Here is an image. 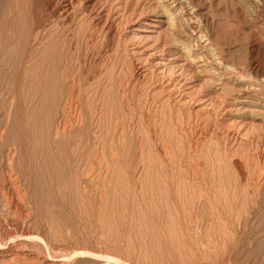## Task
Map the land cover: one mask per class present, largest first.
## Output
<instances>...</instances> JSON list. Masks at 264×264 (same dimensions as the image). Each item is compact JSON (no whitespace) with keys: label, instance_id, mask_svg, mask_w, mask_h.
Here are the masks:
<instances>
[{"label":"rangeland","instance_id":"1","mask_svg":"<svg viewBox=\"0 0 264 264\" xmlns=\"http://www.w3.org/2000/svg\"><path fill=\"white\" fill-rule=\"evenodd\" d=\"M58 1L18 0L21 7H19V15L23 12V15L25 14L20 16L23 19H20L21 23L24 22L23 26L25 25L23 29L24 35H26L22 39L23 43L20 44L21 55L33 54L30 57L36 59L35 56L39 57L43 53H45L43 56H46L49 52L48 55L53 59L51 65H47L51 60L47 55L43 62L42 66H48V69L45 68L43 72L45 74L51 70L52 72L48 73L50 75L47 74L48 77L43 72L39 73L38 76H41L42 84L44 81V87L40 88L41 90L37 87V83H34L33 87L32 82H27L31 77L25 73L16 72V74L11 71L12 74H8L12 66L9 67L5 58L2 60L4 57L2 49L5 42H0V88L3 86L0 89L2 107L0 117L4 120V117L9 116L7 120H4V122L6 121L5 125L7 124L8 139L16 140L18 144L21 142L19 146L22 144V148L19 147L20 150L16 153L17 162H21V165L26 168L32 160L28 167V173L30 179L35 178H32L35 182L31 181L35 185L39 181L37 187L39 184L41 187L45 183L48 173H51L49 175L53 179L56 176L59 177L58 174H60V179L56 178L59 180L56 185L61 181V188L59 191L57 190L59 196L66 200V205L69 202L68 206H73L67 212L65 210L69 208L63 211L64 218L68 219L67 215L70 214V217H74V219L71 217V222L63 218L65 222L67 221L66 224L69 225L72 232L71 229L62 228L63 231L57 232L58 235H55L56 241H54L65 246L64 248L67 247L66 245L76 246L78 242V245L81 243L93 245L96 242L94 245H98L97 248L113 255H119L121 258L123 256L124 260L128 259L134 264H180L179 262H183L184 258L187 260V255L192 256L188 258V264L193 260L196 264L198 262H201L198 264H264L262 259L264 256L262 254L264 252V103L257 99V95H254L248 82L239 81V74L233 71H227L222 78L218 79L199 66L193 55L197 49L191 41L190 31L178 21L177 17L176 19L168 18L158 6L157 0H72L73 3H68V0ZM191 1L196 6L198 17H201L200 19L211 37L218 44L219 50L230 63H235L236 69L251 59L264 64V23L261 17L255 20L250 18V15L245 12L244 3L240 2L239 5L237 0ZM87 5H90L88 6L90 8ZM37 9L39 10L37 11ZM40 15L44 17L42 18ZM103 18L104 20H102ZM34 20L41 27L36 26L37 31L32 29ZM34 32L40 36H37L38 39L36 38L38 41L35 39L36 35L33 38ZM61 36V39L66 42H61ZM28 40L30 44L27 42ZM38 42L41 43L38 44L39 46ZM57 44L64 45L63 49L56 47ZM40 45L45 48L51 46V48L50 50H47L48 47L43 49ZM52 46L56 51L54 48L52 49ZM33 48L37 49L33 50ZM40 49L47 52L44 51L41 54L39 53ZM35 52L36 55H34ZM59 59L62 61L60 62ZM68 59H71L68 62L71 63V66L67 63ZM4 62L5 64H3ZM1 65L2 67L4 65L3 73ZM60 65L62 68L65 66V69L67 67L68 73L71 69L70 74L75 73L76 75H67L65 69L63 68V71ZM7 68L9 69L7 70ZM59 68L62 69L61 77L64 78L67 75V78L62 80L59 77L60 74L57 73ZM42 69L44 70L43 67ZM5 70L8 72L6 73ZM4 73L5 75H3ZM20 74L25 75H22L23 79L20 78ZM78 74L80 75L78 76ZM7 76L8 79H6ZM75 76L78 81L81 78L79 83L76 82ZM9 77H12V80ZM42 77L45 80H42ZM60 79L61 83H59ZM4 80L6 81L4 82ZM20 80L22 87L18 84ZM49 80V85L52 83L49 87L54 85L61 91H65L72 86L74 93L79 95L78 97L74 95L76 103L73 112L77 116L76 122L78 123L75 122V127L77 126L76 128L79 129L76 134L78 138L76 135V137L73 136L74 139L70 142L72 148L69 147L70 144L65 143L60 144L59 147L53 145L49 152L50 154L52 152L51 155L54 158L56 156L53 162L52 160L50 162L49 158L43 157L48 152L42 151L43 145L50 137L52 123L55 124L62 115L59 114L62 107L60 108L56 103L57 107L55 108V104L53 105L47 96L48 91H45V86L49 88L46 84ZM11 81L14 82L10 89L7 84H10ZM67 82H69L68 85ZM17 87H21L23 91L21 90V92V88H18L16 92L15 88ZM26 87L31 88L28 90L29 88ZM7 88H9V92ZM26 89L28 92L25 91ZM32 91H34L33 95ZM41 92L43 94L46 92L47 97L45 95L44 97L48 101L43 98ZM258 92L264 94V86ZM37 93L41 94V99ZM42 99L43 101H41ZM43 105L47 107L46 111ZM39 106H42L43 111ZM47 110L50 117L46 116L48 115L46 114ZM89 116L91 118H88ZM39 117L41 121H38ZM2 118L0 121L3 124ZM14 119L19 121L17 122L18 126L16 121H13ZM30 122L35 124L34 127ZM24 125L32 126L33 129L31 128L30 131V128L28 126L26 128ZM43 129L47 131V134ZM26 130L31 132L30 135ZM38 130L41 132L39 133ZM24 132H27L26 135ZM74 140L80 149L75 146ZM72 151L74 152L72 153ZM82 151L85 153L83 154ZM31 152V156H28ZM49 153L47 155H50ZM95 153L96 155H94ZM33 156L35 161H33ZM75 156L79 160L76 161ZM94 156L101 158L100 162H98L99 158ZM60 158L62 160H59ZM54 160L58 163L56 164ZM36 163L38 170L34 167ZM39 163L47 168V172ZM50 164H55L56 168L57 165L62 167V169L59 168L60 171L54 167L57 175L52 173L54 172L53 166ZM86 168L88 170H85ZM90 168H93L92 172L89 171ZM6 169L2 173H5ZM34 169L37 170L36 174L41 177L42 181L32 174L35 172ZM73 173L76 174V178ZM90 178L92 181L94 179L93 186ZM56 179L54 180L56 181ZM74 182H76V186ZM257 183L258 185H256ZM196 184L198 185L195 186ZM89 186L94 190L91 188L93 190L91 191ZM7 187H5L6 194L10 195H7L10 197L7 200H11L16 196L12 194V189ZM72 187H79L82 191ZM24 189L28 193L31 188L25 187ZM73 189L75 192L70 191ZM76 189L81 193L80 197L77 195ZM197 190L199 194L202 193L203 198L197 196ZM98 191L100 192L98 193ZM72 192L75 194V198ZM83 192L85 193L83 194ZM81 196L84 200L78 199ZM1 197L0 195L2 200H0V208L3 210H0V215L2 214L4 218L2 215L0 216V231H7L10 226L7 225L4 200ZM159 197L160 199H158ZM73 203L80 207L77 208V205ZM81 206L87 208L82 209ZM72 209L75 210L74 213ZM77 209L80 214L76 211ZM76 216L80 221L75 218ZM73 223H76L78 228ZM44 229L47 230L46 227ZM46 230L44 232L41 228L38 231L45 239L49 235L48 241L52 236H50L51 232ZM100 232L102 233L100 234ZM67 234H73L74 238L73 235H68L67 238ZM93 241L95 242L93 243ZM190 253L194 254L190 255ZM181 255L183 259H181ZM260 257L262 261L259 259Z\"/></svg>","mask_w":264,"mask_h":264},{"label":"bare ground","instance_id":"2","mask_svg":"<svg viewBox=\"0 0 264 264\" xmlns=\"http://www.w3.org/2000/svg\"><path fill=\"white\" fill-rule=\"evenodd\" d=\"M72 0H68V3H70ZM75 1V0H74ZM80 1V0H79ZM158 2H159V5L158 6H160V8L162 9V11H164V13H165V15L168 17V18H175L176 19V17L178 18V21H180V23H182V25H184V26H186V28L190 31V33H191V41L193 42V44L195 45V47H196V49H197V52H194V58H195V60L197 61V63L199 64V66H201V67H203V69L204 70H206V71H208V72H210L211 74H213V76L215 75V77L216 78H218V79H220V78H222L223 76H224V74L227 72V71H233V72H236V73H238L239 74V81L240 80H244V81H246V82H248V86L251 88V90H252V92L254 93V95L256 94L257 95V99L258 100H260V102L262 101L263 103H264V94H263V92H258V90L259 91H261L262 90V88H263V86H264V64H261L258 60H250L249 62H247V63H243L244 65L242 66V65H240L241 66V68H240V66H238L239 67V69L237 70L236 69V66L233 64V63H230L229 61H228V59H226V57L223 55V53L221 52V50H219V47H218V44L216 43V41H214L213 40V38L211 37V35H210V33L208 32V30L206 29V27H205V25L203 24V22H202V20L198 17V15H197V13H196V9H195V5H194V3L191 1V0H157ZM237 1H239L238 2V4L240 5V2L241 3H244V7H245V12L246 13H248L249 15H250V18L252 17L254 20L255 19H258V18H262L263 19V23H264V0H237ZM236 1V2H237ZM33 2V1H32ZM56 2H59L58 0H56ZM67 2V1H66ZM52 3V2H51ZM64 3V2H63ZM71 3H73V2H71ZM74 3H76V2H74ZM22 4V3H21ZM20 4V5H21ZM24 4V3H23ZM81 4V3H80ZM85 4V3H84ZM95 4V3H94ZM56 5V4H55ZM90 5H91V2H90ZM90 5H87V7L88 6H90ZM243 5V4H242ZM241 5V6H242ZM36 6V5H35ZM58 6V5H57ZM69 6V5H68ZM20 6H19V2H18V0H0V42H5L4 43V47H3V49H2V52H3V54H4V57H3V59L2 60H4V58H5V62H8L9 64V67H10V65L12 66V68L9 70V73L8 74H12V72H22V73H25V75L27 74L29 77H31V78H28V80L30 79V81H27L28 83L29 82H32L31 83V85L34 87V83H37L36 85H37V87L40 89V88H43L44 86H43V84H44V81H43V84H42V82H41V76L39 77L38 75H40L39 73L41 72H43V71H45V68H46V70L48 69L47 67V65H49L50 63H51V61L53 60V59H51L52 57H50L49 55H48V53L49 52H47L46 50H41L40 49V51L41 52H39V53H43L44 51H46L47 52V54H46V56L48 55L49 57H50V61H49V63L46 65V67H44V66H42L43 65V62L45 61V57L46 56H43V54L45 55V53H43L42 55H40L39 57H37V56H35L36 57V59L34 60L33 59V57H30V55H33V54H30V52H29V54L30 55H28V56H26V55H21L22 54V52H21V47H20V44H21V42H22V39L24 38V36L26 37V35H24L25 33H24V29H23V27H25V25L23 26V23H21L22 21H20V19H22L20 16L22 15V16H24L23 15V13L21 14V15H19V9L21 8H19ZM38 7V6H37ZM60 7V6H59ZM84 7V6H83ZM243 7V6H242ZM67 8H69V7H67ZM88 8H90V7H88ZM93 8V7H92ZM36 9V8H35ZM59 9V8H58ZM61 9H63L62 7H61ZM70 9V8H69ZM74 9V8H73ZM72 9V10H73ZM95 9V8H94ZM243 9V8H242ZM23 10V9H22ZM39 9H37V11H38ZM57 9L55 8V11H56ZM65 10V9H64ZM71 10V9H70ZM54 11V10H53ZM60 11V10H59ZM91 11V10H90ZM22 12V11H21ZM48 12V11H47ZM67 12V11H66ZM82 12V11H81ZM60 13V12H59ZM65 13V12H64ZM66 14V13H65ZM83 14V13H82ZM86 14H88V13H86ZM31 15V14H30ZM50 15H51V13H50ZM63 16V15H62ZM85 16V15H84ZM40 17H42V15H40ZM44 17V16H43ZM42 17V18H43ZM51 17V16H50ZM76 17V16H75ZM88 17V16H87ZM72 18V17H71ZM79 18V17H78ZM89 18H91V17H89ZM105 18V17H104ZM104 18L102 19V20H104ZM28 19V18H27ZM52 19V18H51ZM83 19V18H82ZM98 19V18H97ZM106 19V18H105ZM23 20V19H22ZM38 20V19H37ZM47 20V19H46ZM28 21V20H27ZM35 21V20H34ZM33 22V21H32ZM81 22V21H80ZM79 22V23H80ZM104 22V21H103ZM103 22H101V23H103ZM258 22V21H257ZM67 23V22H66ZM78 23V24H79ZM42 24V23H41ZM82 24H83V22H82ZM81 24V25H82ZM91 24V23H90ZM40 25V24H39ZM65 25V24H64ZM100 25V24H99ZM36 26H38V23H37V21H35V23L33 24V26H32V29L34 28V29H36V31H37V29L38 28H36ZM41 26H43V25H41ZM54 26V25H53ZM263 26H264V24H263ZM38 27H40V26H38ZM82 27V26H81ZM84 27H85V24H84ZM91 27V26H90ZM95 27V26H94ZM41 28V27H40ZM52 28V27H51ZM83 28V27H82ZM86 28V27H85ZM100 28V27H99ZM263 28V27H262ZM33 29V30H34ZM48 29V28H47ZM62 29V28H61ZM69 29H71V28H69ZM94 29V28H93ZM33 30H32V32H33ZM44 30H45V28H44ZM72 30V29H71ZM35 31V30H34ZM86 32H87V30H86ZM89 32V31H88ZM97 32V31H96ZM29 33V32H28ZM27 33V34H28ZM31 33V32H30ZM41 33H43V32H41ZM99 33V32H98ZM91 34V33H90ZM33 35V34H32ZM35 35H36V33L34 32V35H33V38L35 37ZM47 35V34H46ZM37 36H39V35H36V37H35V39L37 38H39V37H37ZM64 36V35H63ZM82 36V35H81ZM54 37H56V36H54ZM53 37V38H54ZM32 38V39H33ZM41 38H43V37H41ZM45 38V37H44ZM62 38V36L60 37V39ZM65 38V37H64ZM36 39V40H37ZM41 40V39H40ZM56 40V39H55ZM62 40V39H61ZM82 41H83V39H81ZM102 40V39H101ZM25 41V40H24ZM33 41H34V39H33ZM33 41H31V42H33ZM38 41V40H37ZM52 41H53V39H52ZM58 41V40H57ZM65 40H62L61 42H64ZM72 41H74V40H72ZM81 41V42H82ZM95 41V40H94ZM103 41V40H102ZM108 41V40H107ZM15 42V43H14ZM27 42H29V40L27 41ZM42 42V41H41ZM44 42V41H43ZM66 42V41H65ZM255 42V41H254ZM23 43V42H22ZM26 43V42H25ZM36 43V42H35ZM49 43V42H48ZM57 43V42H56ZM59 43V42H58ZM29 44H30V42H29ZM38 44H41V43H37V45ZM45 44V43H44ZM44 44H42V45H44ZM50 44V43H49ZM101 44V43H100ZM55 45V44H54ZM53 45V46H54ZM75 45V44H74ZM73 45V46H74ZM22 46V45H21ZM32 46H34V45H32ZM39 46V45H38ZM41 46V45H40ZM52 46V49L54 48V51H56L55 50V47H53ZM64 46V45H63ZM62 45L61 46H59L58 44H57V46L56 47H63ZM66 46V45H65ZM101 46V45H100ZM42 47V46H41ZM48 46H46V48H47ZM23 48V47H22ZM39 48V47H38ZM43 49H46L44 46L42 47ZM49 48V49H48ZM47 48V50H50V48H51V46L50 47H48ZM60 48V49H61ZM75 48V47H74ZM24 49V48H23ZM35 48H33V50H34ZM37 49V48H36ZM35 49V50H36ZM63 49V48H62ZM61 49V50H62ZM65 49V48H64ZM68 49V48H67ZM27 50V49H26ZM32 50V49H31ZM70 50V49H69ZM79 50V49H78ZM23 51V50H22ZM30 51V50H29ZM52 51V50H51ZM66 51V50H65ZM75 51V50H74ZM28 52V51H27ZM32 52H34V51H32ZM60 52V51H59ZM58 52V53H59ZM64 52V51H63ZM70 52V51H69ZM37 53H38V51H37ZM71 53V52H70ZM83 53V52H82ZM86 53V52H85ZM61 54V53H60ZM63 54V53H62ZM61 54V55H62ZM67 54H68V52H67ZM72 54V53H71ZM70 54V55H71ZM34 55H36V52H35V54ZM64 55H65V53H64ZM2 56V55H1ZM53 56V55H52ZM59 56V55H58ZM82 57V56H81ZM55 58V57H54ZM61 58V57H60ZM1 59V58H0ZM86 59V58H85ZM46 60H47V58H46ZM48 60H49V58H48ZM71 60V59H70ZM69 59L67 60V63L70 61ZM82 60V59H81ZM56 61H57V59H56ZM59 61H60V59H59ZM62 61V60H61ZM60 61V62H61ZM75 61V60H74ZM73 61V62H74ZM83 61V60H82ZM82 61H81V63H82ZM5 62L3 63V64H5ZM47 62V61H46ZM45 62V63H46ZM53 62V61H52ZM64 62H66L65 61V59H64ZM78 62V61H77ZM1 63H2V61H1ZM69 64V63H68ZM71 64V63H70ZM69 64V65H70ZM80 64V63H79ZM51 65V64H50ZM67 67H69L67 64H65ZM44 68V70L42 69V67ZM54 66H56V65H54ZM61 66V65H60ZM71 66V65H70ZM79 66V65H78ZM82 66V65H81ZM1 67H2V65H1ZM3 67H4V65H3ZM1 68V70L2 69H4V68ZM8 67V66H7ZM65 66H63V68H64ZM67 67H66V69H65V71L67 70ZM73 67V66H72ZM71 67V68H72ZM50 68H51V66H50ZM54 69H55V67H53ZM60 68H62V66L60 67ZM60 68H59V71H57V73L59 72V74H60V76H59V74H58V76L60 77V78H62L61 76V70L63 69H61L60 70ZM83 68V67H82ZM81 68V69H82ZM89 68V67H88ZM247 68V69H246ZM9 68H7V70H8ZM64 69H63V71H64ZM69 69V68H68ZM76 69V68H75ZM74 69V70H75ZM80 69V70H81ZM246 69V70H245ZM29 70H31V71H29ZM244 70V71H243ZM12 71V72H11ZM49 71V70H48ZM62 71V72H63ZM68 71V70H67ZM66 71V72H67ZM70 71V73H71V69L69 70ZM1 72V71H0ZM5 72L7 73L8 71H6L5 70ZM31 72V73H30ZM52 72V70L50 71V72H48V73H51ZM78 72V71H77ZM82 72H83V70H82ZM2 73H3V70H2ZM44 74H45V72H43ZM47 73V74H48ZM54 73H55V70H54ZM70 73H68L67 72V75L69 74V75H71V76H73L74 74H70ZM14 74V73H13ZM17 74V73H16ZM19 74V73H18ZM47 74H45V75H47ZM3 75H5V73L3 74ZM3 75H2V77H3ZM21 75V74H20ZM22 75H24V74H22ZM22 75H21V77L20 78H22ZM24 75V76H25ZM48 75H50V74H48ZM48 75L46 76V77H48ZM57 75V74H56ZM67 75H66V77H64V78H67ZM76 75V74H75ZM80 74H78V76H79ZM1 76V75H0ZM57 76V77H58ZM64 76H65V74H64ZM54 77H55V75H54ZM69 77V76H68ZM77 76H75V79H76V82L78 81L77 80V78H76ZM1 78V77H0ZM12 78V77H11ZM10 77H9V79H11ZM19 78V77H18ZM43 78V77H42ZM64 78H62V80L64 79ZM71 78V77H70ZM74 78V77H73ZM72 78V79H73ZM80 78V77H79ZM3 79V78H2ZM6 79H8V76H7V78ZM23 79V78H22ZM21 79V80H22ZM26 79H27V76H26ZM75 79H74V82H75ZM12 80V79H11ZM21 80H20V83L18 82V84H20L21 85ZM24 80H25V78H24ZM42 80H45L44 78L42 79ZM47 80V79H46ZM67 80V79H66ZM69 80V79H68ZM67 80V81H68ZM80 80H81V78H80ZM79 80V81H80ZM1 81V80H0ZM3 81V80H2ZM6 80H4V82H5ZM9 81V80H8ZM8 81H7V83H8ZM16 81V80H15ZM23 81V80H22ZM70 81V80H69ZM79 81H78V83H79ZM14 81H11V82H9L10 84H7V85H9V88L11 89V85H12V83H13ZM48 82H50V80L49 81H47V83L46 84H48V87L50 86V85H52V83L49 85V83ZM72 82V81H71ZM3 83V82H2ZM59 83H61V79H60V82ZM68 83L69 82H67L66 84L68 85ZM4 84V83H3ZM2 84V85H3ZM22 84H24L23 82H22ZM26 84V83H25ZM45 84V85H46ZM74 84H76V83H74ZM26 85H28V84H26ZM30 85V84H29ZM30 85V86H31ZM62 85V84H61ZM63 85H64V83H63ZM67 85H66V87H67ZM73 85V84H72ZM17 86V85H16ZM70 86V85H69ZM77 86V85H76ZM8 87V86H7ZM21 87H22V85H21ZM21 87H17V88H15L16 90V92H17V90H18V88H21ZM32 87V88H33ZM63 87H65V86H63ZM1 88H3V86L1 87ZM0 88V89H1ZM9 88H7L8 89V92H9ZM25 88V87H24ZM26 88H29V87H26ZM31 88V87H30ZM30 88L28 89V90H30ZM37 88V89H38ZM68 88V87H67ZM66 88V89H67ZM77 88V90H78V88H79V86L78 87H76ZM4 89H5V87H4ZM35 89H36V87H35ZM35 89H33V90H35ZM12 90H13V88H12ZM12 90H11V92H12ZM22 90V88L20 89V91ZM41 90V89H40ZM39 90V91H40ZM65 90V89H64ZM76 90V89H75ZM81 90V89H80ZM23 91V90H22ZM21 91V92H22ZM25 91H27V89L25 90ZM35 91H37V90H35ZM42 91H44V90H42ZM45 91H48L47 93H48V95L47 96H49V99H50V102H52V104L54 105L55 104V108L57 107V105H59L60 106V108L62 107V109H60V110H62L61 111V113H59V114H62L61 115V117H60V115H59V119L58 120H56V123L54 124V123H52V125H51V131L49 132L50 134H49V136L50 137H48V140L46 141L47 143H45V145H43V151L42 152H44L45 151V153L46 152H50L51 150H52V147H53V145H55V147L56 146H60V144H62V143H65V144H70L71 145V143L70 142H72L71 140L72 139H74L73 138V136H75L77 133H78V131H79V129H77L76 127H75V122H76V118H77V116L73 113L74 112V107H75V96L74 95H76L77 96V94H75L74 93V89H73V87L72 86H70L67 90H65V91H61V89H58V87H56V86H52V87H49V88H46V86H45ZM28 92V91H27ZM33 93H32V95L34 94V91H32ZM0 93H1V91H0ZM29 93H31V92H29ZM40 93V92H39ZM77 93V92H76ZM79 93V92H78ZM252 93V94H253ZM38 94V93H37ZM41 94L43 95V98L44 99H46V92H45V94H43L42 92H41ZM41 94H38V96H39V98L41 97ZM14 95V94H13ZM44 95L46 96V97H44ZM79 96V95H78ZM77 96V97H78ZM14 97V96H13ZM34 97V96H33ZM15 98V97H14ZM38 98V99H39ZM80 98V97H79ZM13 99V98H12ZM41 99V98H40ZM0 100H1V98H0ZM47 100V99H46ZM39 101V100H38ZM41 101H43V99L41 100ZM48 101V100H47ZM46 101V102H47ZM78 102V101H77ZM81 102V100L79 101V103ZM56 103H57V105H56ZM13 104V103H12ZM35 104V103H34ZM258 104V103H257ZM261 104V103H260ZM11 105V104H10ZM14 106V105H13ZM35 106H36V104H35ZM38 106V105H37ZM44 106V105H43ZM47 106V105H46ZM81 106H82V104H81ZM18 107H19V105H18ZM40 107V106H39ZM39 107H37V108H39ZM10 108H11V106H10ZM16 108V107H15ZM42 108V106L40 107V109ZM47 107H45L44 106V110L46 109ZM2 109V107H1V104H0V110ZM40 109H38L39 110V112H40ZM42 111H43V108L41 109ZM56 110V109H55ZM58 110V109H57ZM83 110V109H82ZM86 110V109H85ZM9 111V110H8ZM46 111V110H45ZM2 112V111H1ZM3 112H4V110H3ZM47 112H48V110H47ZM58 112H60V111H58ZM58 112H56V113H58ZM97 112V111H96ZM5 113V112H4ZM8 113V112H7ZM75 113H77V112H75ZM79 113V112H78ZM89 113V112H88ZM17 114V113H16ZM46 114H48V115H46V116H48V117H50L49 115V112L48 113H46ZM0 115H2V113H0ZM45 115V114H44ZM39 116V115H38ZM41 116V115H40ZM46 116H44V118L46 117ZM52 116V115H51ZM9 117V116H8ZM7 117V118H8ZM11 117V116H10ZM55 117V116H54ZM95 117V116H94ZM101 117V116H100ZM0 118H2V117H0ZM7 118L6 117H4V120L6 119L7 120ZM37 118V117H36ZM43 118V117H42ZM83 118V117H82ZM88 118H91L90 116L88 117ZM41 118L39 117V120L38 121H41L40 120ZM46 119V118H45ZM2 120H3V118H2ZM4 120H3V124H2V121H0V195L3 197V200H4V205H5V210H6V217H7V225H9L10 226V229H8L7 231H0V264H134L132 261L130 262V261H128V259L126 260H124V258H123V256H122V258L119 256V255H113V254H110V253H107V252H104V250H102V249H100L99 247L97 248V246L98 245H94L96 242L95 241H93V245H91V244H85V243H81V244H83V245H78V243H77V245L76 246H72V245H66L67 247L66 248H64L65 246H62V244H59V243H57V242H55L56 240V236L55 235H58L57 234V232L58 231H63L62 230V228L63 229H71L70 227H69V225H67L66 224V222L64 221V219H66V220H70V222H71V217H70V215H67L68 216V219L67 218H64L63 216H64V214H63V211L65 210V209H67V208H69V209H67V210H65L66 212L68 211V210H70V208H72L73 206H71V207H69L68 205H69V202H67L68 203V205H66L65 204V202H66V200L63 198V197H61V196H59V193H58V191H59V189L61 188V181L60 182H58L59 184H57L56 185V182L57 181H59L58 179H56V178H59L60 177V174H58V176L59 177H57L56 176V178H54V179H56V181L50 176L51 175V173H48V176L46 177V178H44V179H46L45 180V183L40 187V184H39V187H37L36 185H37V183L39 182H37L36 183V185H35V181L32 179V178H34V177H32L31 179L29 178L30 176H29V173H28V167H29V164H30V162L32 161H28L29 162V164H28V167H26V168H24L25 166L24 165H21V162H17V159H16V157H17V154L16 153H18V151L20 150V148L19 147H21L22 148V144H21V146H19V144L21 143L20 141V143L18 144L17 142H16V140H13V139H8V136H7V130H6V125H5V122H4ZM36 120V119H35ZM34 120V121H35ZM44 120V119H43ZM9 121V120H8ZM10 121L12 122V120L10 119ZM13 121H16L15 119L13 120ZM47 121H49V119L47 118ZM54 121V120H53ZM78 121H79V119H78ZM11 122L9 123V125L11 124ZM17 122H19V121H16L15 123L17 124V126H18V123ZM45 122H46V120H45ZM55 122V121H54ZM13 123V122H12ZM34 123V122H33ZM41 123V122H40ZM49 124L51 123V120H50V122H48ZM76 123H78V122H76ZM26 124V123H25ZM30 124H32L31 122H30ZM29 124V125H30ZM43 124H45V123H43ZM47 124V123H46ZM48 124V125H49ZM13 125V124H12ZM11 125V126H12ZM29 125H27L30 129V131H31V128H32V126L34 127V125L32 124V126H29ZM39 125V124H38ZM41 125V124H40ZM24 126H26V125H24ZM27 126H26V128H27ZM37 126V125H36ZM43 126V125H42ZM86 126V125H85ZM85 126H83V127H85ZM9 127V126H8ZM13 127V126H12ZM12 127H11V129H12ZM47 127V126H46ZM45 127V130L48 128H46ZM89 127H90V125H89ZM20 128V127H19ZM18 128V130H20ZM23 128V127H22ZM36 128V127H35ZM38 128V127H37ZM36 128V129H37ZM40 128V127H39ZM42 128V127H41ZM87 128V127H86ZM13 129H14V127H13ZM24 129V128H23ZM33 129V128H32ZM8 130H10V129H8ZM28 130V131H29ZM39 130H41V129H39ZM38 130V131H39ZM44 129H43V131L46 133L47 131H45ZM49 130V129H48ZM16 131V130H15ZM15 131H13V132H15ZM27 131V130H26ZM27 131V132H28ZM29 131V135H30V132ZM34 131V133H35V130H33ZM42 131V130H41ZM41 131H39V133L41 132ZM86 131V130H85ZM90 131V130H89ZM11 132V131H10ZM9 132V133H10ZM22 132V131H21ZM26 132V133H27ZM37 132V131H36ZM87 132V131H86ZM91 132V131H90ZM18 132L16 131V135H18L17 134ZM25 133V132H24ZM23 133V134H24ZM26 133H25V135H26ZM38 133V132H37ZM44 133V134H45ZM47 134V133H46ZM46 134H45V136H46ZM13 135V134H12ZM37 135V134H36ZM41 136H42V134H40ZM80 135H81V133H80ZM79 135V136H80ZM87 135V134H86ZM31 136H32V134H31ZM77 136V135H76ZM75 136V137H76ZM82 136V135H81ZM90 136V135H89ZM93 136V135H92ZM13 137H15V136H13ZM23 137H24V135H23ZM82 137H84V136H82ZM10 138V137H9ZM37 138V137H36ZM35 138V139H36ZM39 138V137H38ZM46 138V137H45ZM77 138H78V136H77ZM27 139H28V137H27ZM227 139V138H226ZM77 140V139H76ZM199 140V139H198ZM35 141H38V140H35ZM83 141H84V139H83ZM77 142V141H76ZM200 142V141H199ZM73 143H75V140H74V142ZM84 143H85V141H84ZM89 143V142H88ZM230 143V142H229ZM76 144V143H75ZM74 144V145H75ZM39 145V144H38ZM69 145V147H71L72 148V145L70 146ZM73 145V146H74ZM85 145H86V143H85ZM25 146V145H24ZM28 146V145H27ZM40 146V145H39ZM75 146H77V148H79V145H75ZM87 146V145H86ZM197 146V145H196ZM54 147V148H55ZM227 147V146H226ZM28 148H30V147H28ZM27 148V149H28ZM41 148V147H40ZM228 148V147H227ZM56 149V148H55ZM70 149V148H69ZM74 149H76L75 147H74ZM80 149V148H79ZM79 149H76V150H79ZM83 149V148H82ZM102 149V148H101ZM165 149V148H164ZM167 149V148H166ZM22 150V149H21ZM24 150V149H23ZM26 150V149H25ZM40 150V149H39ZM57 150H58V148H57ZM57 150H55V151H57ZM70 150H72V149H70ZM84 150H85V147H84ZM99 150H100V148H99ZM114 150V149H113ZM199 150V149H198ZM30 151H32L31 149H30ZM59 151V150H58ZM57 151V152H58ZM75 151V150H74ZM74 151H72V153L74 152ZM81 151V150H80ZM95 151H97V150H95ZM104 151V150H103ZM102 151V152H103ZM195 151V150H194ZM24 152V151H23ZM28 152V151H27ZM26 152V153H27ZM42 152H41V154H42ZM57 152H56V155H57ZM79 152V151H78ZM100 152V151H99ZM101 152V153H102ZM112 152V151H111ZM197 152V151H196ZM229 152V151H228ZM25 153V154H26ZM38 154H39V152H37ZM47 153V154H48ZM76 153V152H75ZM81 153V152H80ZM82 153H83V151H82ZM85 153V152H84ZM83 153V154H84ZM87 153V152H86ZM24 154V155H25ZM29 154V153H28ZM31 154H32V152L28 155V156H31ZM46 154V155H47ZM50 154V153H49ZM51 154H52V152H51ZM43 155V157L45 156V158H49V160H50V162H51V160H52V162H53V159H55L56 158V156H55V158H54V156H52V155ZM70 154V153H69ZM83 154H81V156L83 155ZM98 154V153H97ZM104 154V153H103ZM19 155V154H18ZM78 155H79V153H78ZM94 155H96V153L94 154ZM111 155H112V153H111ZM227 155V154H226ZM26 156V155H25ZM27 156V157H28ZM70 156V155H69ZM98 156H99V154H98ZM101 156H102V154H101ZM100 156V157H101ZM22 156H21V154H20V158H21ZM39 157H40V155H39ZM59 157V156H58ZM80 157V156H79ZM83 157H84V155H83ZM94 157H96V156H94ZM264 157V156H263ZM31 158V157H30ZM33 158V161H35L34 160V156L32 157ZM75 158H76V161L77 160H79V159H77L78 157H76L75 156ZM74 158V159H75ZM85 158V157H84ZM96 158H99V157H96ZM226 158H228V157H226ZM42 159V158H41ZM47 159H45V160H47ZM245 159V158H244ZM26 160V159H25ZM27 160H28V158H27ZM49 160H47V161H49ZM56 160H58V159H56ZM56 160H54L55 161V163H56ZM59 160H62L61 158L59 159ZM100 160H101V158H99V161L98 162H100ZM228 160V159H227ZM20 161V160H19ZM21 161H22V159H21ZM93 161V160H92ZM95 161H96V159H95ZM27 162V163H28ZM257 162V161H256ZM261 162V161H260ZM24 163V162H23ZM32 163H34V162H32ZM38 163V162H37ZM37 163L35 164V168L38 170V167L36 166L37 165ZM58 163V162H57ZM56 163V164H57ZM60 163V162H59ZM71 163V162H70ZM92 163V162H91ZM248 163V162H247ZM247 163H245V164H247ZM263 163V162H262ZM39 164H41V163H39ZM69 164V163H68ZM77 164V163H76ZM249 164V163H248ZM261 164V163H260ZM33 165V164H32ZM42 166H43V164H41ZM51 166H53V171H54V167H55V164H50ZM61 165V164H60ZM92 165V164H91ZM62 166V165H61ZM73 166V165H72ZM76 166V165H75ZM79 166H80V164H79ZM90 166V165H89ZM261 166H262V164H261ZM44 167V169H45V172H47V168H45V166H43ZM64 167V166H63ZM92 167H93V165H92ZM256 167V166H255ZM5 168H7L6 169V171H5V173H2L4 170H5ZM56 168V167H55ZM59 168H61L62 169V167H59L58 165H57V170H59ZM73 168V167H72ZM77 168H78V166H77ZM80 168V167H79ZM89 168V167H88ZM88 168H86L85 170H88ZM194 168V167H193ZM260 168V167H259ZM36 169H34L35 170V172H32V174H35V176L40 180V181H42L41 180V177L40 176H37L38 174H36L37 172V170ZM55 169V170H56ZM66 169H67V167H66ZM73 169H75V168H73ZM91 170H89V171H91L92 172V170H93V168H90ZM192 169V168H191ZM30 170V169H29ZM32 170V169H31ZM79 170V169H78ZM84 170V171H85ZM39 171H41V170H39ZM42 171H44V170H42ZM60 171V170H59ZM61 171H63V170H61ZM74 171V170H73ZM79 171H81V170H79ZM45 172H43V173H45ZM49 172V171H48ZM56 171H54V172H52L53 174L55 173ZM75 173H76V171H74ZM86 172H88V171H86ZM199 172V171H198ZM256 172V171H255ZM261 172V171H260ZM30 173H31V171H30ZM43 173H42V175H43ZM58 173H60V172H58ZM64 173V172H63ZM75 173H73V174H75ZM80 173H83V172H80ZM94 173V172H93ZM50 174V175H49ZM78 174V173H77ZM84 175L85 174H87V173H83ZM55 175H57L56 173H55ZM55 175H53V177H55ZM79 175V174H78ZM88 175V174H87ZM86 175V176H87ZM89 175H91L90 173H89ZM93 175V174H92ZM32 176H34V175H32ZM75 176V178L77 177L76 176V174L74 175ZM81 177H82V175H80ZM260 176H261V174H260ZM164 177H165V174H164ZM185 177V176H184ZM75 178H73V179H75ZM79 178V177H78ZM83 178V177H82ZM89 178V177H88ZM189 178V177H188ZM260 178H262V177H260ZM35 179V178H34ZM60 179V178H59ZM61 179H62V177H61ZM93 179V178H92ZM164 179V178H163ZM185 179H187V178H185ZM192 179V178H191ZM197 179H199L198 177H197ZM256 179H258V178H256ZM264 179V178H263ZM262 179V180H263ZM34 181V182H31V181ZM79 180V179H78ZM90 181H92L91 180V178L89 179ZM162 180V179H161ZM261 180V179H260ZM261 180V181H262ZM75 181H77L76 179H75ZM80 181V180H79ZM85 181H86V179H85ZM90 181H88V183H91ZM93 181H94V179H93ZM93 181H92V183H91V185L92 184H94L93 183ZM199 181V180H198ZM255 181H257V180H255ZM168 182V181H167ZM190 182V181H189ZM204 182V181H203ZM202 182V183H203ZM250 182H251V180H250ZM260 182V181H259ZM258 182V183H259ZM263 182H264V180H263ZM75 183V186H76V182H74ZM86 183H87V181H86ZM159 183V182H158ZM191 183H192V181H191ZM205 183V182H204ZM203 183V184H204ZM258 183L256 184V185H258ZM34 184V185H33ZM71 184V183H70ZM193 184H194V182H193ZM192 184V185H193ZM255 184V183H254ZM6 185H9L8 187L6 186ZM88 185V184H87ZM165 185V184H164ZM166 185H168V184H166ZM189 185V184H188ZM198 184H196L195 186H197ZM255 185V186H256ZM263 185V184H262ZM71 186V185H70ZM69 186V187H70ZM72 186H73V183H72ZM79 187H81V185H78ZM82 186H83V183H82ZM93 186V185H92ZM261 186V185H260ZM5 187H7V188H11L12 189V191H13V193L12 194H15V196L16 197H14V198H12L11 200H7V198H9L10 199V197H8V196H10V195H8V194H6V191H5ZM25 187H29V189H30V191L27 193L25 190L26 189H24ZM79 187H75V188H79ZM198 187H200V186H198ZM39 188H41V189H39ZM54 188H55V190H54ZM72 188H74V187H72ZM74 188V189H75ZM91 188H93V187H91ZM90 188V186H89V189L91 190V191H93L94 190V188H93V190ZM191 188V187H190ZM193 188V187H192ZM256 188V187H255ZM254 188V189H255ZM28 189V190H29ZM70 189V188H69ZM70 190V191H74L75 192V190ZM82 189V188H81ZM84 189H85V186H84ZM161 189H162V187H161ZM166 189V188H165ZM185 189V188H184ZM198 189V188H197ZM58 190V191H57ZM182 190V189H181ZM187 190V189H186ZM257 190H258V188H257ZM261 190V189H260ZM8 191V190H7ZM10 191V190H9ZM79 191H82V190H80V188H79ZM87 191H88V189H87ZM90 191V192H91ZM164 191V190H163ZM198 191V190H197ZM201 191V190H200ZM85 192H86V190H85ZM85 192H83V194L85 193ZM89 192V191H88ZM100 191H98V193H99ZM190 192H192V191H190ZM262 192V191H261ZM73 193V192H72ZM76 193H77V195L80 197V192H78L77 191V189H76ZM79 193V194H78ZM102 193V192H101ZM189 193V192H188ZM74 194V193H73ZM88 194V193H87ZM87 194H85V195H87ZM184 194V193H183ZM191 194V193H190ZM201 194L202 193H200L199 194V191H198V194H197V196L199 195V197L201 196ZM208 194V193H207ZM258 194V193H257ZM8 195V196H7ZM61 195V194H60ZM89 195V194H88ZM93 195V194H92ZM101 195V194H100ZM158 195V194H157ZM160 195V194H159ZM165 195V194H164ZM263 195V194H262ZM11 196H13V195H11ZM83 196V195H82ZM82 196H81V198H79L78 197V199H83V198H85L86 199V197L85 196H83V198H82ZM96 196V195H95ZM156 196V195H155ZM154 196V197H155ZM180 196V195H179ZM183 196V195H182ZM191 196V195H190ZM193 196V195H192ZM191 196V197H192ZM211 196V195H210ZM1 197V198H2ZM89 197V196H88ZM88 197H87V199H88ZM93 197V196H92ZM191 197H190V200H191ZM196 197V196H195ZM202 197V196H201ZM212 197V196H211ZM71 198V197H70ZM74 198H75V194H74ZM98 198V197H97ZM166 198V197H165ZM164 198V199H165ZM184 198V197H183ZM187 198V197H186ZM194 198V197H193ZM203 198V197H202ZM210 198V197H209ZM94 199H96V198H94ZM156 199V198H155ZM158 199H160V197L158 198ZM163 199V200H164ZM167 199V198H166ZM168 199H170V198H168ZM188 199V198H187ZM195 199V198H194ZM196 199H198L197 197H196ZM195 199V200H196ZM236 199V198H235ZM238 199V198H237ZM1 200V199H0ZM69 200V199H68ZM84 200V199H83ZM186 200V199H185ZM2 201V200H1ZM88 201H90L89 199H88ZM101 201V200H100ZM165 201V200H164ZM193 202H194V200H192ZM198 201H199V199H198ZM205 201V200H204ZM240 201V200H239ZM172 202V201H171ZM185 202V201H184ZM241 202V201H240ZM2 203V204H3ZM77 203V202H76ZM75 203V204H76ZM98 203V202H97ZM189 203H190V201H189ZM195 203V202H194ZM2 204H1V207H3L2 206ZM74 204V203H73ZM74 204V205H75ZM78 204V203H77ZM76 204V205H77ZM95 204V203H94ZM103 204V203H102ZM191 204V203H190ZM193 204V203H192ZM240 204H242V203H240ZM68 206V207H66V206ZM105 205V204H104ZM234 205V204H233ZM78 206L79 205H77V208H78ZM88 206V205H87ZM96 206V205H95ZM99 206V205H98ZM97 206V207H98ZM106 206V205H105ZM104 206V207H105ZM192 206V205H191ZM196 206V205H195ZM80 207V206H79ZM194 207V206H193ZM192 207V208H193ZM242 207V206H241ZM74 208H76V207H74ZM81 208L83 209V208H87V207H84V206H81ZM100 208V207H99ZM101 208H103V207H101ZM80 209V208H79ZM81 209V210H82ZM95 209V208H94ZM97 209V208H96ZM95 209V210H96ZM236 209V208H235ZM0 210H3V208H0ZM85 210V209H84ZM83 210V211H84ZM87 210V209H86ZM190 210H191V208H190ZM62 211V212H61ZM72 211H73V213H74V211L75 210H73L72 209ZM71 211V212H72ZM76 211H78L79 212V210L77 209ZM101 211V210H100ZM66 212H64V213H66ZM155 212V211H154ZM182 212V211H181ZM188 212V211H187ZM192 212V211H191ZM239 212V211H238ZM3 213V212H2ZM60 213V214H59ZM68 213H66V214H68ZM72 213V214H73ZM82 213V212H81ZM86 213V212H85ZM85 213H84V215H85ZM157 213V212H156ZM182 213H184V212H182ZM79 214H80V212H79ZM83 214V213H82ZM88 214H89V212H88ZM92 214H93V212H92ZM152 214V213H151ZM180 214V213H179ZM189 214V213H188ZM234 214H235V212H234ZM2 215V214H1ZM0 215V216H1ZM91 215V214H90ZM156 215V214H155ZM182 215V214H181ZM184 215V214H183ZM186 215V214H185ZM184 215V216H185ZM62 216V217H61ZM95 216L97 217V215H96V213H95ZM94 216V217H95ZM99 216V215H98ZM183 216V217H184ZM2 217H3V215H2ZM66 217V216H65ZM70 217V218H69ZM78 216H76L75 218L77 219V220H79L78 218H77ZM81 217V216H80ZM92 217V216H91ZM180 217V216H179ZM182 217V216H181ZM180 217V218H181ZM264 217V216H263ZM4 218V217H3ZM64 218V219H63ZM73 219H74V217H72ZM98 218V217H97ZM83 219V218H82ZM87 219V218H86ZM94 219V218H93ZM96 219V218H95ZM84 220V219H83ZM89 220V219H88ZM98 220V219H97ZM101 220V219H100ZM4 221V220H3ZM62 221V222H61ZM80 221V220H79ZM5 222V221H4ZM3 222V223H4ZM74 222H76V221H74ZM78 222V221H77ZM89 222V221H88ZM87 222V224H89V223H91V222H89L88 223ZM2 223V222H1ZM83 223H85V222H83ZM95 223H97V221H95ZM100 223H101V221H100ZM68 224H70V223H68ZM73 224H76V223H73ZM92 224H94V223H92ZM1 225V224H0ZM63 225V226H62ZM71 225H72V223H71ZM90 225V224H89ZM98 225V224H97ZM77 226V224L75 225V227ZM100 226V225H99ZM44 227H46L47 228V230H49V232H51L50 233V236H52L51 237V240H48L47 241V238H48V236H47V238L45 239L40 233H39V231L38 230H40L41 228H43V230H44V232H45V230L46 229H44ZM72 228H74L73 226H71ZM80 227H82V226H80ZM85 227V226H84ZM87 227V226H86ZM95 227V226H94ZM77 228H78V226H77ZM46 230V231H47ZM77 230H79V229H77ZM85 230V229H84ZM88 230V229H87ZM65 231V230H64ZM74 231H75V229H74ZM94 231V230H93ZM101 231V230H100ZM48 232V233H49ZM53 232V233H52ZM66 232V231H65ZM68 232H70V231H68ZM71 232H72V229H71ZM78 232H80V231H78ZM103 232V231H102ZM102 232H100V234L102 233ZM60 233V232H59ZM67 233V232H66ZM65 233V234H66ZM82 233V232H81ZM95 233V232H94ZM98 233V232H97ZM52 234V235H51ZM74 234V233H73ZM72 234V235H73ZM96 234V233H95ZM5 235H7L6 237H5ZM47 235V234H46ZM61 235H63V234H61ZM68 235L69 236H72V235H70V234H67V238H68ZM82 235V234H81ZM86 235V234H85ZM89 235H91V234H89ZM98 235V234H97ZM63 236H65L66 237V235H63ZM62 236V237H63ZM99 236V235H98ZM105 236H107V235H105ZM73 238H74V235L72 236ZM86 237H88V236H86ZM89 237H91V236H89ZM88 237V238H89ZM94 237V236H93ZM100 237V236H99ZM76 238V237H75ZM101 238V237H100ZM103 238V237H102ZM61 239V238H60ZM64 240H65V238H63ZM69 239H71V238H69ZM77 239V238H76ZM81 239H83V238H81ZM104 239V238H103ZM106 239V238H105ZM108 239V238H107ZM55 240V241H54ZM62 240V239H61ZM90 240V239H89ZM89 240H87V242L89 241ZM95 240V239H94ZM101 240V239H100ZM111 240V239H110ZM69 241V240H68ZM76 241H78V240H76ZM85 241V240H84ZM105 241V240H104ZM108 241V240H107ZM114 241H115V239H114ZM82 242V241H81ZM90 243H91V241H89ZM61 243H64V244H66L65 242H63V241H61ZM75 243V242H74ZM104 244V243H103ZM107 244H109V243H107ZM110 244H112V243H110ZM106 245V244H105ZM113 245V244H112ZM107 247H109L108 245H107ZM117 247V246H116ZM105 249H107V248H105ZM192 251V250H191ZM190 251V252H191ZM182 252H184V251H182ZM193 252V251H192ZM168 253V252H167ZM173 253H175V252H173ZM185 253V252H184ZM186 254V253H185ZM191 254H194V253H190V255ZM262 254H264V252L262 253ZM158 255H159V253H158ZM167 255V254H166ZM173 255H175V254H173ZM178 255V254H177ZM182 255H184L183 253H182ZM182 255H181V259H183L182 258ZM197 255V254H196ZM157 256V255H156ZM155 256V257H156ZM193 256H195V255H193ZM261 256V255H260ZM155 257H153V258H155ZM168 257V256H167ZM173 257V256H172ZM180 257V256H179ZM178 257V258H179ZM184 257H186V256H184ZM190 257H192V256H190ZM188 255H187V260H189L188 258H190ZM157 258V257H156ZM155 258V260L157 261V259ZM169 259V258H168ZM174 259V258H173ZM259 259H261V257L259 258ZM263 260H264V256H263V258H262ZM262 259H261V261H262ZM184 260H185V258H184ZM184 260H183V262H184ZM187 260H185L186 262H185V264H188V261ZM193 260V259H192ZM199 261H200V259H198ZM259 261V260H258ZM257 261V262H258ZM166 262H167V260H166ZM182 261H180L179 263L181 264V263H183ZM190 262V261H189ZM153 263V262H152ZM155 263V262H154ZM198 263H201V262H198ZM197 263V264H198ZM149 264V263H148ZM169 264V263H168ZM176 264V263H175ZM184 264V263H183ZM189 264H196V262L193 260L192 262H190ZM259 264V263H258Z\"/></svg>","mask_w":264,"mask_h":264}]
</instances>
